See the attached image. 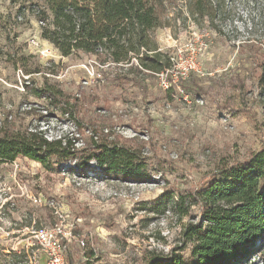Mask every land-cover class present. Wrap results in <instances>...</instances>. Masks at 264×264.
Segmentation results:
<instances>
[{
    "label": "rangeland",
    "instance_id": "obj_1",
    "mask_svg": "<svg viewBox=\"0 0 264 264\" xmlns=\"http://www.w3.org/2000/svg\"><path fill=\"white\" fill-rule=\"evenodd\" d=\"M194 1L166 0L167 26L154 34L169 56L198 49V71L166 90L157 75L101 67L82 52L63 57L41 37L43 0H0V129L68 137L82 149L97 127L142 145L153 176L125 183L95 162L87 175L75 163L56 171L26 158L0 163V264H47L35 235L57 225L66 264H147L172 253L193 261L185 230L198 208L180 217L158 199L206 187L264 148V0H211L213 22L192 13ZM45 85L63 91L70 116L31 92ZM251 259L263 264L264 253Z\"/></svg>",
    "mask_w": 264,
    "mask_h": 264
},
{
    "label": "trees",
    "instance_id": "obj_2",
    "mask_svg": "<svg viewBox=\"0 0 264 264\" xmlns=\"http://www.w3.org/2000/svg\"><path fill=\"white\" fill-rule=\"evenodd\" d=\"M43 1L48 11L37 12L41 37L63 57L82 52L96 57L101 67H126L152 75L172 68L170 56L159 50L154 37L167 26L166 0ZM216 11L211 0H195L192 6L194 15L211 22ZM259 85L264 96V65ZM31 92L71 115L62 90L45 85ZM97 131V127L91 131V141L81 149L68 137L51 140L43 132L0 129V163L26 158L54 171L75 163L79 173L87 175L94 171L91 164L95 162L109 180L152 182L142 145L120 144ZM156 205L180 217L198 208V221L185 230L194 242L193 261L172 253L147 264H254L251 258L259 251L264 253V148L242 163L221 168L206 187L176 197L166 192Z\"/></svg>",
    "mask_w": 264,
    "mask_h": 264
},
{
    "label": "built area",
    "instance_id": "obj_3",
    "mask_svg": "<svg viewBox=\"0 0 264 264\" xmlns=\"http://www.w3.org/2000/svg\"><path fill=\"white\" fill-rule=\"evenodd\" d=\"M198 49L192 44L187 47L186 56L180 53V56H170L173 64L172 68L157 74L161 86L169 90L177 85L181 80H187L189 76L197 72L198 64ZM66 236L62 227L57 225L53 229L43 230L35 235L37 244L42 247L48 255L47 264H66L64 250L62 248V238Z\"/></svg>",
    "mask_w": 264,
    "mask_h": 264
}]
</instances>
